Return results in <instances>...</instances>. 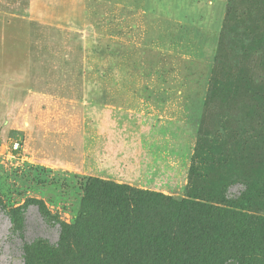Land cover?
I'll use <instances>...</instances> for the list:
<instances>
[{"label": "rangeland", "instance_id": "rangeland-1", "mask_svg": "<svg viewBox=\"0 0 264 264\" xmlns=\"http://www.w3.org/2000/svg\"><path fill=\"white\" fill-rule=\"evenodd\" d=\"M0 13L47 23L54 68L85 88L63 102L28 92L6 102L0 91V198L7 210L37 199L51 215L48 223L26 210V242L48 240L35 264H237L227 256L250 247L244 260L264 264V0H0ZM92 102L164 122L158 188L189 209L125 215L145 223V242L100 211L80 219L93 160L70 145L78 118L93 130ZM17 139L20 157L11 153ZM56 220L79 229L61 238ZM23 244L0 211V264H25Z\"/></svg>", "mask_w": 264, "mask_h": 264}, {"label": "crops", "instance_id": "crops-1", "mask_svg": "<svg viewBox=\"0 0 264 264\" xmlns=\"http://www.w3.org/2000/svg\"><path fill=\"white\" fill-rule=\"evenodd\" d=\"M3 16L0 13V91L6 95H3L6 102H18L26 92L45 101L82 99L84 84L80 81L70 84L62 76L68 73L67 67L54 68L52 37L47 23L30 19L5 20ZM86 112L93 119V130L85 132L78 118L76 144L70 145L77 148L80 161L84 162V155L92 156L93 167L86 171L85 166L84 173L168 193L158 188L164 179L165 169L161 163L167 152L162 146L164 138L158 133V129L161 131L158 125L164 124L159 121L162 118L149 116L147 109L114 103L92 102ZM151 131L155 136H149Z\"/></svg>", "mask_w": 264, "mask_h": 264}, {"label": "trees", "instance_id": "trees-1", "mask_svg": "<svg viewBox=\"0 0 264 264\" xmlns=\"http://www.w3.org/2000/svg\"><path fill=\"white\" fill-rule=\"evenodd\" d=\"M209 106L211 105H207V110ZM16 144H18V148L15 149V143H13L11 153L16 157H20L23 150V143L20 139H17ZM30 206L36 207L42 217L49 223L48 218L51 215L48 211H46L45 205L37 199L29 200L26 205L21 208L7 210L0 198V211H3L9 217L13 224L16 236L24 241L23 256L25 264H35L31 258L39 256L40 254L43 255L47 251L45 244H47L46 242L48 241L46 239L39 238L32 243L26 242V210ZM156 207H177L184 210L189 209L188 200L178 201L173 196L163 193L142 190L129 185H117L112 181L91 177L87 180L84 186V197L82 201L80 219L85 220L91 216L93 211H100L103 216L116 221V224L118 225L125 223L127 228L130 227V235L140 234L141 238L139 239L142 240L141 242H145L147 236L142 235L143 231H145V223L140 221L137 223L134 221L136 224H133V222L129 224V219L125 217V215H133L138 210L142 211L146 209L149 211ZM55 225H59L61 238H63L69 230L72 229L73 231H78L79 229L78 227L65 225L59 220H56ZM246 229L247 230L243 235L246 239H249L248 236H250L251 238L249 239V242H251L253 239L252 232L250 231L252 227L247 226ZM132 238L136 240L134 235ZM190 240L191 239L185 240L182 246L178 249L177 254L175 255L177 262L184 261L186 259L191 246ZM38 245L39 248L37 250L36 247ZM245 252L246 250L244 252H238L236 255H228L226 260L236 262L237 264H253V262L248 263L244 260V255L250 254L252 252V248H248L247 252Z\"/></svg>", "mask_w": 264, "mask_h": 264}, {"label": "built area", "instance_id": "built-area-1", "mask_svg": "<svg viewBox=\"0 0 264 264\" xmlns=\"http://www.w3.org/2000/svg\"><path fill=\"white\" fill-rule=\"evenodd\" d=\"M14 148L17 149L18 148V144L15 143Z\"/></svg>", "mask_w": 264, "mask_h": 264}]
</instances>
